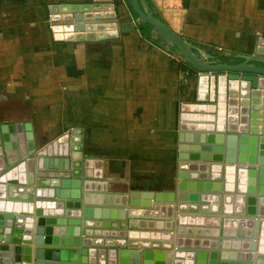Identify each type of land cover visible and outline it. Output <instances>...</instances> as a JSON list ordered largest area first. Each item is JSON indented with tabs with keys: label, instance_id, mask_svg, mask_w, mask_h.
Masks as SVG:
<instances>
[{
	"label": "water",
	"instance_id": "obj_1",
	"mask_svg": "<svg viewBox=\"0 0 264 264\" xmlns=\"http://www.w3.org/2000/svg\"><path fill=\"white\" fill-rule=\"evenodd\" d=\"M128 1L137 19L197 71L194 100L179 106L175 190L108 193L73 140V130L39 151L30 123H0V264H264V38L255 39L250 53L227 54L216 62L215 55L156 18L146 0ZM113 7L114 0L49 4L53 39L115 36L104 31L116 27L107 20L115 17ZM220 140H225L224 156L223 146L214 145ZM220 158L225 165L216 164ZM188 159L213 164L206 171ZM166 202L174 207L175 223L172 215H158L159 203ZM99 208L121 210L116 219H106L95 217ZM201 215L207 223H220L219 229H186L202 224ZM176 223V244L160 246L173 252L129 242L148 238L144 231L169 239ZM210 234L207 245L203 237Z\"/></svg>",
	"mask_w": 264,
	"mask_h": 264
},
{
	"label": "crops",
	"instance_id": "obj_2",
	"mask_svg": "<svg viewBox=\"0 0 264 264\" xmlns=\"http://www.w3.org/2000/svg\"><path fill=\"white\" fill-rule=\"evenodd\" d=\"M146 1L153 15L186 41L215 55L216 62L226 60L227 54L250 53L255 39L264 38V0ZM8 9L0 11V123H30L39 151L73 130V140L81 144L82 156L93 162L100 188L107 184L108 193L175 190L179 106L194 100L197 71L172 52L171 45L157 40L152 27L137 19L128 0H114L115 17L107 20L116 27L104 31L116 35L99 40H55L50 30L46 34L26 31L10 20ZM48 18L49 12L47 26ZM221 142L214 145L223 146L220 155L224 156L225 140ZM185 162L204 165L206 171L213 164ZM216 164L226 163L220 158ZM212 183L223 186V182ZM159 204L158 215H172L175 223L174 207L171 210L169 202ZM92 210L93 215L98 212L95 217L116 219L121 209ZM202 218L199 226L195 222L184 226L219 229L220 223ZM177 227L173 225L169 239L153 236L162 232L144 231L148 238L129 242L155 252H173L160 246L176 244ZM210 236L203 237L207 245Z\"/></svg>",
	"mask_w": 264,
	"mask_h": 264
},
{
	"label": "rangeland",
	"instance_id": "obj_3",
	"mask_svg": "<svg viewBox=\"0 0 264 264\" xmlns=\"http://www.w3.org/2000/svg\"><path fill=\"white\" fill-rule=\"evenodd\" d=\"M62 0H2L3 5L0 6L10 12V20L22 25L26 31H33L35 34H46L50 30L45 20L48 14V5L53 2H61ZM70 1V0H68ZM11 3V6L9 3ZM2 4V3H1ZM49 21V18L47 19Z\"/></svg>",
	"mask_w": 264,
	"mask_h": 264
},
{
	"label": "trees",
	"instance_id": "obj_4",
	"mask_svg": "<svg viewBox=\"0 0 264 264\" xmlns=\"http://www.w3.org/2000/svg\"><path fill=\"white\" fill-rule=\"evenodd\" d=\"M1 3H2V0H0V5H1ZM131 7V6H130ZM134 12V11H133ZM155 16V15H154ZM156 17V16H155ZM156 18H158V17H156ZM160 19V18H159ZM145 25H147L148 27H151L149 24H147V23H144ZM157 40L158 41H162V39L159 37V36H157ZM163 42V41H162ZM172 52H175V53H178L177 52V50H176V48L174 47V46H172V50H171ZM179 54V53H178ZM179 56L181 57V59H183V57L179 54ZM223 58H221V60H222Z\"/></svg>",
	"mask_w": 264,
	"mask_h": 264
}]
</instances>
